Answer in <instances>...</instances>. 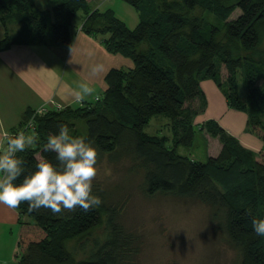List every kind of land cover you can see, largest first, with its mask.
<instances>
[{
    "label": "trees",
    "instance_id": "obj_1",
    "mask_svg": "<svg viewBox=\"0 0 264 264\" xmlns=\"http://www.w3.org/2000/svg\"><path fill=\"white\" fill-rule=\"evenodd\" d=\"M34 1L0 0L5 32L0 51L47 42L68 49L73 21L82 14L80 29L131 67L109 70L105 89L93 103L34 117L28 111L10 133H38L35 144L16 153L24 174L34 171L41 158L58 163L44 145L61 123L67 124L72 135L87 137L96 147V167L122 164L126 176L139 177L138 189L146 198L200 203L238 250L241 264H264V237L252 227L253 219L264 218V0H120L138 15L133 29L112 11L91 9L88 0H50L51 21ZM13 16L20 26L15 34L7 24ZM204 80L216 85L230 109L246 115V131L262 141L261 151L244 148L214 119L195 123L207 107L200 87ZM158 116L170 121V138L144 132ZM30 119L32 127L25 128ZM197 132L217 141L216 155L196 161L179 154ZM127 188L93 179L92 191L101 203L87 210L30 212L21 202L15 209L18 264H138L141 237L120 222Z\"/></svg>",
    "mask_w": 264,
    "mask_h": 264
},
{
    "label": "crops",
    "instance_id": "obj_2",
    "mask_svg": "<svg viewBox=\"0 0 264 264\" xmlns=\"http://www.w3.org/2000/svg\"><path fill=\"white\" fill-rule=\"evenodd\" d=\"M88 2L93 10H109L115 15L113 7L117 4L116 0ZM118 7L121 8V5ZM115 17L119 19L116 15ZM76 18L78 23L70 29L71 45L68 49L56 48L47 42L39 45L13 44L9 49L0 51V133L13 132L28 111H34L41 105L52 109V101L62 104L63 108H76L95 102L105 89L104 77L109 70L131 67L128 59L108 52L99 38L80 29L82 14H78ZM4 35V28L0 23V40ZM96 63L104 64L105 70L93 76L90 69ZM80 81L88 82L95 89L94 94L83 102H77L73 93ZM200 87L206 96L207 107L195 119V123L201 124L214 119L244 148L256 153L261 151L262 141L246 131V115L230 109L212 81L204 80ZM3 139L0 134V141ZM206 144L205 157L216 155L218 143L210 146L206 139ZM17 221L18 213L15 209L0 204V264H18Z\"/></svg>",
    "mask_w": 264,
    "mask_h": 264
},
{
    "label": "rangeland",
    "instance_id": "obj_3",
    "mask_svg": "<svg viewBox=\"0 0 264 264\" xmlns=\"http://www.w3.org/2000/svg\"><path fill=\"white\" fill-rule=\"evenodd\" d=\"M115 15L126 26L133 28L138 24V15L127 4L116 0ZM121 5V8L118 7ZM50 0H35L34 8L46 11L51 21ZM125 9V10H122ZM197 13H199L197 11ZM235 11L231 18L237 15ZM78 23L74 19L72 27ZM11 34H15L20 26L15 24L13 16L7 21ZM240 81L238 80V83ZM244 90H239L240 96ZM170 121L163 117H154L144 129L148 135L171 137ZM78 130L85 132L83 123L77 124ZM210 146L216 140L209 141ZM205 136L197 132L190 147H180L179 154L189 156L196 161H204L206 150ZM122 164H102L97 167L94 179L109 186L127 185L125 195L128 199L124 205L120 222L141 237L142 248L138 264H241V257L226 238L209 219V210L200 203L156 196L146 198L138 189L139 177L126 176Z\"/></svg>",
    "mask_w": 264,
    "mask_h": 264
},
{
    "label": "clouds",
    "instance_id": "obj_4",
    "mask_svg": "<svg viewBox=\"0 0 264 264\" xmlns=\"http://www.w3.org/2000/svg\"><path fill=\"white\" fill-rule=\"evenodd\" d=\"M104 70V64L96 63L91 66L90 73L96 76ZM94 92L95 89L85 81H80L73 90L77 102H83ZM50 103L57 109L63 108L55 101ZM35 111L44 113L46 105ZM0 134L4 138L0 141V204L16 209L21 202H27L30 212L44 207L55 214L76 206L87 210L101 203L100 197L92 191L93 179L97 175V149L87 137L72 135L68 125L61 123L58 132L49 134L44 145V151L53 152L58 163L41 158L34 171L24 174V162L16 153L35 144L38 133L32 129L14 135L6 131ZM21 176L22 181L16 183ZM252 227L257 235L264 237V218L253 219Z\"/></svg>",
    "mask_w": 264,
    "mask_h": 264
},
{
    "label": "built area",
    "instance_id": "obj_5",
    "mask_svg": "<svg viewBox=\"0 0 264 264\" xmlns=\"http://www.w3.org/2000/svg\"><path fill=\"white\" fill-rule=\"evenodd\" d=\"M51 104H52V103H51ZM52 105L54 106V104H52ZM53 106H52V107H53ZM62 109H63V108H62ZM62 109H57L55 106H54L52 109H51V108L49 109L48 107H46V111H45L44 113H47V112L50 111V110H62ZM44 113H42V114H44ZM36 115H41V114H37L36 111L34 110L32 116L34 117V116H36ZM32 119H33V118H32ZM32 119H30L29 122H30V121L32 122ZM29 122L26 124L25 128H30V127H29ZM31 127H32V123H31Z\"/></svg>",
    "mask_w": 264,
    "mask_h": 264
}]
</instances>
